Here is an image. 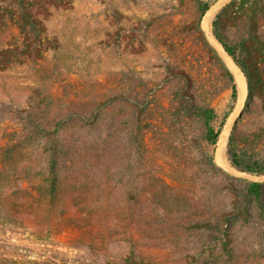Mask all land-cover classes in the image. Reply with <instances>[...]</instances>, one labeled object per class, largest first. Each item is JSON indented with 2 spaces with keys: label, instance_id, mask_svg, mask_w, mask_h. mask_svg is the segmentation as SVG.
Listing matches in <instances>:
<instances>
[{
  "label": "rangeland",
  "instance_id": "rangeland-1",
  "mask_svg": "<svg viewBox=\"0 0 264 264\" xmlns=\"http://www.w3.org/2000/svg\"><path fill=\"white\" fill-rule=\"evenodd\" d=\"M33 12L56 46L0 70V264H123L131 250L164 264H264V215L247 195L259 182L264 209V175L226 156L236 121V145L259 138L251 152L264 159L261 86L247 109L246 82L224 119L225 68L237 83L235 73L211 25L196 24V0L45 1ZM21 38L13 23L0 28V47ZM184 94L215 110V127L234 113L223 161Z\"/></svg>",
  "mask_w": 264,
  "mask_h": 264
},
{
  "label": "trees",
  "instance_id": "trees-1",
  "mask_svg": "<svg viewBox=\"0 0 264 264\" xmlns=\"http://www.w3.org/2000/svg\"><path fill=\"white\" fill-rule=\"evenodd\" d=\"M0 3V28L8 23L15 24L22 38L18 42L0 47V70L12 64L36 60L41 58L49 48H54L55 43L47 36L46 26L41 18L33 12L35 5L48 2L54 5H65L68 0H2ZM217 0H196L198 17L196 24L200 27L205 13ZM264 11V0H231L219 10L211 21V32L215 40L220 43L225 53L240 69L247 82L246 108L253 99V85H257L260 99L259 107L264 111V83L260 74L259 64L264 61V35L261 24V14ZM243 54V57H240ZM248 61L249 66L246 65ZM226 74L231 81L230 105L225 112L224 119L233 111L237 100V86L233 74L227 69ZM182 108L189 116H195L201 121L202 139L209 145H216L219 139L224 120L217 127L215 110L205 104L196 103L192 97L184 94L181 96ZM241 114H239L240 116ZM236 121L229 133L226 144V156L231 166L236 170L256 176L264 175V159L256 158L251 152L259 138L249 146L236 145ZM34 127L37 128V125ZM264 142V141H263ZM261 143V142H259ZM59 142L52 141L47 146L48 179L46 184L48 196H56L58 184L57 166L59 156ZM3 153H0V169L3 163ZM42 187V185H40ZM40 187V190H41ZM247 195L253 197L262 207L263 190L259 182H251L247 187ZM123 264H164L146 259L142 254L133 250L123 257ZM189 264V262L183 263Z\"/></svg>",
  "mask_w": 264,
  "mask_h": 264
},
{
  "label": "bare ground",
  "instance_id": "bare-ground-1",
  "mask_svg": "<svg viewBox=\"0 0 264 264\" xmlns=\"http://www.w3.org/2000/svg\"><path fill=\"white\" fill-rule=\"evenodd\" d=\"M222 2H223V0H219L215 6L209 8V10L205 13V15H204V17L202 19V27L204 29H209V27L211 25V19H212V15L214 13V10ZM225 55H226L230 65L232 66V68L234 70V73H235V80L237 82V87H238V101H239L238 102V107H239L241 105L242 101L244 100L245 94H246L245 77L242 74V72L238 69V67L234 64L232 59L226 53H225ZM233 116H234V113H232L229 116V119L226 122L225 126L223 127V129H222V131L220 133L219 139L217 141V160L218 161H221V160L223 161L224 158H225V144H226L229 128H230V125H231L232 120H233Z\"/></svg>",
  "mask_w": 264,
  "mask_h": 264
},
{
  "label": "water",
  "instance_id": "water-1",
  "mask_svg": "<svg viewBox=\"0 0 264 264\" xmlns=\"http://www.w3.org/2000/svg\"><path fill=\"white\" fill-rule=\"evenodd\" d=\"M220 44V43H219Z\"/></svg>",
  "mask_w": 264,
  "mask_h": 264
}]
</instances>
